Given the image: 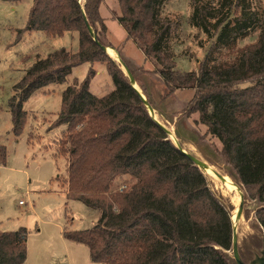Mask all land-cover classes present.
<instances>
[{
    "label": "trees",
    "instance_id": "trees-1",
    "mask_svg": "<svg viewBox=\"0 0 264 264\" xmlns=\"http://www.w3.org/2000/svg\"><path fill=\"white\" fill-rule=\"evenodd\" d=\"M159 1L117 0L122 11L116 19L127 39L154 62L169 95L194 90L190 113L198 114V123L220 142L221 154L259 204L256 216L264 228V25L257 42L236 58L218 68L204 62L199 71L187 72L177 69L168 50L170 25L157 20ZM103 3L33 0L27 29L54 38L77 32L79 50L61 49L38 59L26 71L9 102L12 131L16 137L21 135L28 116L24 104L34 92L64 84L73 69L90 64L84 81L64 91L61 111L51 128L66 126L57 145L67 157V198L100 211L101 216L92 228L67 231L64 236L87 246L94 263L230 264L223 253L232 245L227 211L204 174L149 116L121 67L101 50L86 26L87 20L99 44L112 46L100 12ZM227 6L229 13L235 8L238 14L239 2L222 0L214 24L211 9L195 6L193 26L210 37L219 33L218 42L230 39L237 27L245 31V14L236 16L231 27L222 15ZM98 63L106 66L114 84V90L103 97L90 91L96 75L92 67ZM6 162V147L0 145V165ZM121 176H130L134 183L122 192L114 191L115 179ZM27 236L24 228L0 232V264L26 262Z\"/></svg>",
    "mask_w": 264,
    "mask_h": 264
},
{
    "label": "rangeland",
    "instance_id": "rangeland-1",
    "mask_svg": "<svg viewBox=\"0 0 264 264\" xmlns=\"http://www.w3.org/2000/svg\"><path fill=\"white\" fill-rule=\"evenodd\" d=\"M161 1L156 6L157 20L170 25L168 50L177 69L187 72L199 71L204 62L209 67L218 68L236 58L241 50L257 42L264 25V0H234L240 3L238 14L235 15V8L229 13L227 6L222 15H226L230 26L234 27L236 16L243 12L247 29L240 31L237 27L231 31L230 39L226 37L218 42L219 33L208 36L193 26L191 16L195 6H207L216 16L210 20L214 24L222 0H167L162 5ZM103 4L100 12L105 19L107 41L137 77L141 92L157 110L160 122L177 133L184 148L192 150L220 172L235 174L232 165L220 152V142L198 123V114L189 111L194 90H178L169 95L154 62L127 39L125 29L118 23L116 18L122 10L117 0H104ZM32 5L33 0H0V145L5 146L7 152L6 165H0V232L27 230V260L24 264H102L91 261L87 246L64 236L67 231L92 228L100 220L101 213L67 198L64 183L67 157L60 153L57 145L66 126L51 128L61 111L64 91L83 82L91 65L86 63L73 69L64 84H52L34 92L24 104L28 116L21 135L16 137L12 131L9 102L14 87L26 71L38 59L47 58L61 49L69 53L79 50L77 32L54 38L28 30ZM231 40L236 44L232 45ZM92 68L96 75L90 83V91L96 97L106 96L114 90L112 78L105 65L98 63ZM190 140L192 145H189ZM208 178L210 187L227 194L219 180ZM133 183L130 176L118 177L113 190L122 192ZM250 202L255 211L258 204L252 199ZM230 264H233L232 260Z\"/></svg>",
    "mask_w": 264,
    "mask_h": 264
},
{
    "label": "water",
    "instance_id": "water-1",
    "mask_svg": "<svg viewBox=\"0 0 264 264\" xmlns=\"http://www.w3.org/2000/svg\"><path fill=\"white\" fill-rule=\"evenodd\" d=\"M86 26L101 50L109 55L108 50L113 49L111 47L103 46L97 42L95 33L87 20ZM113 51L115 52V50ZM115 54L116 58H113L110 55L109 56L118 64H121L122 71H124L125 76L128 78L130 86L138 93L149 116L164 130L168 140L175 146V148L188 157V159L193 162L194 166L204 174L207 179L209 189L227 211L232 226V245L230 250H224L223 253L227 256L229 263L232 260L233 264H264V228L256 216V212L260 208L259 204L256 202L258 207L255 211L251 209V198L236 174L230 175L220 172L214 165L208 161L200 159L193 154L194 152L192 150L190 151L181 145L177 133L161 123L159 117L157 119V110L141 92L130 68L123 62L117 52H115ZM172 133L175 136V141H172L171 139ZM192 143L193 141L190 140L189 145H192ZM209 169L212 174L207 172ZM209 176L219 180L224 192L227 194L219 193L217 192L218 190H214L210 187L208 181ZM229 185L234 187V192H230V190H228Z\"/></svg>",
    "mask_w": 264,
    "mask_h": 264
},
{
    "label": "bare ground",
    "instance_id": "bare-ground-1",
    "mask_svg": "<svg viewBox=\"0 0 264 264\" xmlns=\"http://www.w3.org/2000/svg\"><path fill=\"white\" fill-rule=\"evenodd\" d=\"M110 51H111V52H110ZM108 52H109V55H110L111 57L116 58V55H115V53H114L113 50L109 49ZM156 117H157V119H158V116H156ZM171 130H172V128H171ZM172 131H173V130H172ZM171 139H172V141H175V136L173 135V133H172ZM207 172H209V174H212V172H211L210 169H209ZM228 190H230V192H234L235 189H234L233 186L229 185V186H228Z\"/></svg>",
    "mask_w": 264,
    "mask_h": 264
},
{
    "label": "built area",
    "instance_id": "built-area-1",
    "mask_svg": "<svg viewBox=\"0 0 264 264\" xmlns=\"http://www.w3.org/2000/svg\"><path fill=\"white\" fill-rule=\"evenodd\" d=\"M20 204H22V201L20 202Z\"/></svg>",
    "mask_w": 264,
    "mask_h": 264
},
{
    "label": "crops",
    "instance_id": "crops-1",
    "mask_svg": "<svg viewBox=\"0 0 264 264\" xmlns=\"http://www.w3.org/2000/svg\"><path fill=\"white\" fill-rule=\"evenodd\" d=\"M21 202V201H20Z\"/></svg>",
    "mask_w": 264,
    "mask_h": 264
}]
</instances>
